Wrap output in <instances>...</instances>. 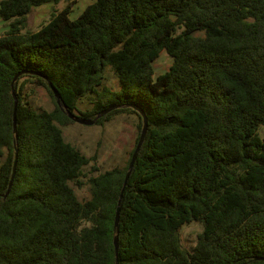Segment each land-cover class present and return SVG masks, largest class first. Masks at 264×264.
Here are the masks:
<instances>
[{
	"label": "trees",
	"instance_id": "1",
	"mask_svg": "<svg viewBox=\"0 0 264 264\" xmlns=\"http://www.w3.org/2000/svg\"><path fill=\"white\" fill-rule=\"evenodd\" d=\"M58 2L0 0V264H264V0H95L71 19L72 0L26 30ZM164 51L173 63L155 77ZM28 85L54 110L35 108ZM67 111L103 114L101 126L135 116L125 166L94 175L65 140Z\"/></svg>",
	"mask_w": 264,
	"mask_h": 264
},
{
	"label": "rangeland",
	"instance_id": "2",
	"mask_svg": "<svg viewBox=\"0 0 264 264\" xmlns=\"http://www.w3.org/2000/svg\"><path fill=\"white\" fill-rule=\"evenodd\" d=\"M72 0H60L58 3H46L35 7L28 15L26 30L37 31L40 27L51 19V15L64 9ZM71 19H76L84 9L94 0H74ZM8 30V23L0 19V36ZM25 31V30H24ZM173 58L165 51L153 63L155 77L167 71ZM107 86L117 87V81L114 74L108 71ZM28 91L31 93L29 99L35 108H42L48 111L54 110L55 106L49 93L44 88H35L28 85ZM81 109L91 107L92 100H84ZM137 118L132 115L119 114L105 125L94 124L86 126L79 123H72L63 128L65 140L79 148L87 157L95 158L92 162L97 167L98 172H104L114 167L125 166L129 153L135 145L137 137ZM90 168H87L89 171ZM81 197L85 194V189L78 190ZM202 226L199 223H192L184 226L180 231L181 240L184 246L191 248L196 241L197 235L201 232Z\"/></svg>",
	"mask_w": 264,
	"mask_h": 264
},
{
	"label": "water",
	"instance_id": "3",
	"mask_svg": "<svg viewBox=\"0 0 264 264\" xmlns=\"http://www.w3.org/2000/svg\"><path fill=\"white\" fill-rule=\"evenodd\" d=\"M16 79H17V76L14 78L13 83L16 81ZM49 87L52 90L53 95H54V97L57 100V103L60 104V102H61L60 101V95L58 94V92L56 91V89L53 87L52 84H49ZM13 95L15 97V91L14 90H13ZM15 109H16V101H15ZM67 114H68L69 118L71 120H73L74 122L82 124V125H86V126L94 125L96 123L97 119L103 115V114L98 115L94 120H84V119L79 118L77 115L71 113L70 111H67ZM142 116H143V120H144L143 128H142L139 140L137 142L136 148H135V150L133 152V155L131 157V160L129 162L128 172L126 174V178H125L124 186H123V189H122V193H123L124 188H125L128 180H129L130 174H131V172H132V170L134 168L135 162H136V160L138 158L140 149H141V147H142V145H143V143L145 141V137H146V134H147L148 121H147V118L144 115V113H142ZM13 125H14V132H16L17 131V123H16V114L15 113H14V124ZM16 167H17V151L15 152V161H14V166H13V173H12L11 180H10V183H9V188H8L6 194L4 195V197H7L9 195V193H10L11 187L13 185L15 173H16ZM121 198H122V194H121L120 201H119L118 208H117L116 221H115V225L116 226H118V223H119ZM114 244H115V250H116V252H118V250H119V237H118V235H115V237H114Z\"/></svg>",
	"mask_w": 264,
	"mask_h": 264
},
{
	"label": "crops",
	"instance_id": "4",
	"mask_svg": "<svg viewBox=\"0 0 264 264\" xmlns=\"http://www.w3.org/2000/svg\"><path fill=\"white\" fill-rule=\"evenodd\" d=\"M94 1H95V0H94ZM94 1H93V2H94ZM93 2H91V3H93ZM91 3H90V4H91ZM72 13H73V9H72Z\"/></svg>",
	"mask_w": 264,
	"mask_h": 264
}]
</instances>
